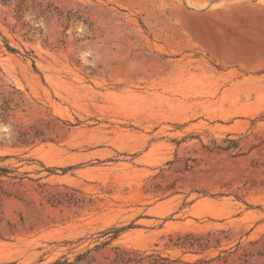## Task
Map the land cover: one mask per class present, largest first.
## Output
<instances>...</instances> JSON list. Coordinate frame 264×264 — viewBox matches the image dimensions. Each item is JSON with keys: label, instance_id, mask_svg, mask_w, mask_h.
Masks as SVG:
<instances>
[{"label": "rangeland", "instance_id": "rangeland-1", "mask_svg": "<svg viewBox=\"0 0 264 264\" xmlns=\"http://www.w3.org/2000/svg\"><path fill=\"white\" fill-rule=\"evenodd\" d=\"M0 169V264H264V0H0Z\"/></svg>", "mask_w": 264, "mask_h": 264}, {"label": "trees", "instance_id": "trees-1", "mask_svg": "<svg viewBox=\"0 0 264 264\" xmlns=\"http://www.w3.org/2000/svg\"><path fill=\"white\" fill-rule=\"evenodd\" d=\"M3 1V3H8L9 2V0H2ZM21 11H17V13H20ZM2 172H6L5 170H2V169H0ZM120 231L119 230H115L114 231V233H115V235H117L118 233H119ZM55 264H61L60 262H57V263H55Z\"/></svg>", "mask_w": 264, "mask_h": 264}]
</instances>
